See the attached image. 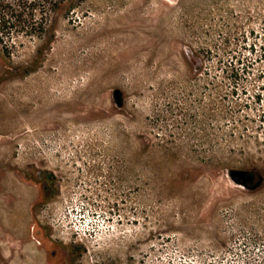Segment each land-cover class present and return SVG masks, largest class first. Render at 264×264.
Here are the masks:
<instances>
[{
    "label": "rangeland",
    "instance_id": "rangeland-1",
    "mask_svg": "<svg viewBox=\"0 0 264 264\" xmlns=\"http://www.w3.org/2000/svg\"><path fill=\"white\" fill-rule=\"evenodd\" d=\"M34 1L43 36L0 26V264H264V0Z\"/></svg>",
    "mask_w": 264,
    "mask_h": 264
},
{
    "label": "trees",
    "instance_id": "trees-1",
    "mask_svg": "<svg viewBox=\"0 0 264 264\" xmlns=\"http://www.w3.org/2000/svg\"><path fill=\"white\" fill-rule=\"evenodd\" d=\"M16 6L9 3L7 0H0V26L4 29L10 20H24V28L26 34H39L40 37L44 34V20L42 16L40 23H35L37 3L34 0H17ZM26 26V27H25ZM40 31V32H39ZM8 48H6V51Z\"/></svg>",
    "mask_w": 264,
    "mask_h": 264
},
{
    "label": "bare ground",
    "instance_id": "bare-ground-1",
    "mask_svg": "<svg viewBox=\"0 0 264 264\" xmlns=\"http://www.w3.org/2000/svg\"><path fill=\"white\" fill-rule=\"evenodd\" d=\"M80 107V103L79 102H76L73 106H71L70 108L72 110H77L78 108Z\"/></svg>",
    "mask_w": 264,
    "mask_h": 264
},
{
    "label": "water",
    "instance_id": "water-1",
    "mask_svg": "<svg viewBox=\"0 0 264 264\" xmlns=\"http://www.w3.org/2000/svg\"><path fill=\"white\" fill-rule=\"evenodd\" d=\"M117 97H118V94H117Z\"/></svg>",
    "mask_w": 264,
    "mask_h": 264
}]
</instances>
